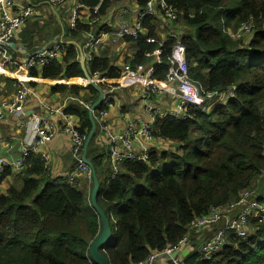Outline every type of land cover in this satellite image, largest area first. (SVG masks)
I'll use <instances>...</instances> for the list:
<instances>
[{
  "label": "trees",
  "instance_id": "16d2710c",
  "mask_svg": "<svg viewBox=\"0 0 264 264\" xmlns=\"http://www.w3.org/2000/svg\"><path fill=\"white\" fill-rule=\"evenodd\" d=\"M124 1L78 2L89 10L96 31L104 27L99 19L111 6ZM165 2L177 16L175 23L189 31L161 42L155 17L143 16L140 36L124 38L135 46L125 65H147L159 48L161 63L151 76L163 79L179 41L191 80L208 91L233 89V96L208 110L188 106L183 119L156 116L152 135L173 147L154 148L146 163L125 161L112 178L105 162L106 149L92 137L87 156L103 184L97 202L112 230L109 242L100 249L109 264L142 262L151 253L176 245L192 221L211 207L228 206L246 190H264V183L258 190L264 178V0ZM136 3L142 11L147 0ZM90 25L77 20L72 29L66 24L63 30L68 40L62 41L60 58L40 72L36 68L29 73L44 79L81 77L79 86H54V91L78 97L83 93L79 98L93 104L99 92L83 77L76 47L82 46L81 37L91 30ZM243 25H250V31H240ZM149 37L155 42H148ZM86 71L91 78L95 73L113 81L121 76L104 55L94 56ZM103 79L97 82L102 90L109 86ZM2 80L8 91L11 85L18 86L11 77ZM103 109L102 104L94 112L96 125L97 113ZM64 112L77 117L79 133L87 136L91 122L86 106L74 101ZM11 173L5 168L0 182ZM15 176V183L0 193V264H95L89 246L101 225L82 182L54 175L33 152L25 157L21 174ZM91 187L92 182L90 191ZM249 227L245 238L226 232L225 243L212 258L200 259L192 251L182 263L264 264V217L250 219Z\"/></svg>",
  "mask_w": 264,
  "mask_h": 264
},
{
  "label": "built area",
  "instance_id": "2783aa9c",
  "mask_svg": "<svg viewBox=\"0 0 264 264\" xmlns=\"http://www.w3.org/2000/svg\"><path fill=\"white\" fill-rule=\"evenodd\" d=\"M65 1L66 0H26V4H20L17 3L16 0H0V62H3L5 66L10 67V69L15 72L20 68L24 72V74L18 78V86L15 93L9 98L3 97L0 99V121L4 120L8 115L26 114L25 104L30 93L28 81L31 78L29 72L32 69H40L44 65L59 59L61 51L63 50V42L57 41L50 45L43 46L35 52L29 53L27 58L20 62L9 54V48L15 34L23 28L27 20L39 15L37 5L40 3H46V6L53 10V8L62 5ZM81 9L82 5L80 4L72 9L68 21V26L70 28H75ZM158 12H162L167 19L173 22L177 19L175 12L167 6L165 0H147L144 9L138 12L135 21L130 25H125L120 28L116 34L112 35V42H116L118 39L125 37L138 38L143 32L140 21L143 16L152 15L155 17ZM91 23H94V21L91 20ZM250 28V25H243L240 31L247 33L250 31ZM104 35L105 34H103V36ZM147 41L154 43L155 39L149 37ZM100 45L101 39L99 37L93 34H87L81 46L86 64L96 56L95 53ZM159 45L161 46V43ZM160 56L161 49L156 48L153 52V64L149 69L146 65H138L135 68L124 65L121 69V75L130 76H137L147 71L150 72L147 76L145 85L147 94H160L166 91L168 87H173L178 97V102L172 109L160 110L152 106H146V111L152 114L153 121L156 116H173L183 119L185 118V112L188 106L208 110L226 98L233 96V89L229 90L227 93L208 91L191 80L188 75L184 47L180 42L176 43L173 54L169 58V67L165 78L160 80L152 78L151 74L154 67L161 63ZM1 75L2 72H0V76ZM93 78L91 79L96 84L98 79H103L101 74L98 73H95ZM103 81L109 83V86L103 90L104 95L100 105L103 104L105 109L97 113V122L107 117L108 109L112 104L120 84L109 79H103ZM71 100L83 104L87 109L92 105L90 102H85L75 97L68 98V101ZM66 106L50 110L46 107L48 111L57 112L62 116V124L60 127L56 126L53 121L43 117L39 113L31 114L34 125L33 135L26 141V145L22 149V155L16 161L10 163L4 158H0V178L7 167L11 169L12 174H21L25 157L31 152L38 154L43 160L45 167L52 171L50 155L47 151L43 150L42 147L57 133H62L68 136L71 141V152L74 159V168L72 172L64 178L70 182L79 181L81 178H88L91 180V171L81 158L83 145L87 136L79 133L77 117L64 112ZM100 129L104 132L101 145L106 149L105 162L108 164L109 177H114L125 161L132 160L144 163L149 161L150 152L154 149L153 141L155 139L151 132L152 123H147L141 127H134L130 124L123 134L109 131L108 127L103 123L100 124ZM251 195L254 196V199L251 198ZM262 198H264V190L260 195H256L255 190H246L241 194L238 200L230 203L228 206L211 207L205 215L195 218L189 229L201 230L211 228L222 219L224 220V223L215 232L214 236L200 246L198 250L199 258H212L225 243L224 235L226 232H231L238 238H245L250 231V219L264 217V202L261 201ZM235 210H237L235 216H231L230 213ZM187 243L188 235L186 233L176 245L166 247L161 252H153L144 261L137 264H154L158 255L170 254L174 250H177L179 253L180 248L182 249ZM176 258L172 259L174 264H183L182 260Z\"/></svg>",
  "mask_w": 264,
  "mask_h": 264
},
{
  "label": "crops",
  "instance_id": "0c3cea01",
  "mask_svg": "<svg viewBox=\"0 0 264 264\" xmlns=\"http://www.w3.org/2000/svg\"><path fill=\"white\" fill-rule=\"evenodd\" d=\"M78 1L66 0L60 5L61 8L59 10L57 7L53 8L52 13L46 17L45 22L42 12L47 4L40 3L37 5L39 15L27 20L23 28L15 34L9 48V54L22 62L27 58L29 53L35 52L43 46L57 41H67L68 39L64 34L63 27L66 24L68 25L70 13L79 4ZM16 2L26 4V0H16ZM138 12L139 6L136 0H125L122 3H114L106 17L99 19L104 27L95 31L94 27L96 25L91 23V19H89V10L82 8L80 11L79 22L92 24L90 25L92 26L91 30L86 32L85 37L87 34H93L101 39V45L97 48L95 55L109 57L111 65L119 68L120 71L132 58L135 46L132 42H126L124 38L118 39L116 42H112L111 38L120 28L132 24ZM43 23L44 25L42 26L41 24ZM155 30L161 42L167 38L181 37L189 31L181 23H175L167 19L162 12H158L155 16ZM26 33L28 34L27 36H25ZM103 34L105 35L103 36ZM85 37H81V44ZM153 60L152 57L150 63L146 65L148 69L153 64ZM0 72H2L0 76V99L3 97L9 98L15 93L17 85H11L8 91L2 78L11 77L18 82V78L24 72L21 68L15 72L10 67L5 66L3 62H0ZM38 72H40V69ZM149 73L147 71L137 76L121 75L119 78L114 79V81L120 84L108 109L107 117L97 122L96 142L98 144L101 145L104 134L100 129L101 123L105 124L109 131L123 134L130 124L134 127H141L147 123H153L152 114L146 111V106H152L160 110H169L177 104L178 97L171 86L160 94L146 93L145 85ZM30 78L28 81L30 93L25 104L26 114L8 115L4 120L0 121V158H4L10 163L16 161L22 155V149L26 145V141L33 135L34 125L31 114L39 113L60 127L62 116L57 112L48 111L47 108L50 110L74 104V101H68V98L75 97L80 99L83 94L81 93L79 98L78 96L70 95V93L54 91V86H79L82 83L81 77L44 79L40 76H30ZM153 146L155 150L160 151L163 147H173V144L155 138ZM42 149L50 155V165L54 175L63 177L70 175L74 168V159L71 152L72 144L68 136L57 133ZM83 179L81 178L79 181L83 182ZM16 180L17 177L14 174L6 175L0 182V193L5 192ZM230 214L231 216H235V211ZM220 227L221 225L201 230L189 229L187 231L188 243L182 249L180 248L177 258L182 260L190 252H198L200 246L212 238ZM170 261L160 258L156 259L154 263L168 264Z\"/></svg>",
  "mask_w": 264,
  "mask_h": 264
},
{
  "label": "water",
  "instance_id": "95a60500",
  "mask_svg": "<svg viewBox=\"0 0 264 264\" xmlns=\"http://www.w3.org/2000/svg\"><path fill=\"white\" fill-rule=\"evenodd\" d=\"M76 47H77L78 52H79V63H80V66H81V69L83 72V77L87 80V82L91 86L95 87L99 92V96H98L97 100L88 109V117H89V120L91 122V128H90L89 133L87 134V138L84 142L82 153H81V158H82L83 162L89 167V169L91 171L92 187H91L90 196H89L90 205L93 208V210L96 212V214L98 215L99 220H100V225H101L100 232H99L98 236L95 237L90 242L89 256H90V259L92 260V262L95 264H109L106 257L104 255H102L100 249L107 242H109V240L111 238L112 230H111L110 223H109V220H108L105 212L103 211V209L100 207V205L97 202V196H98L100 184H99V180L96 176V172H95L94 166L92 164V161L87 156L88 144L91 142V139L94 136V134L96 133V129H97V125L95 122L93 112L102 103L104 92L101 88H99L97 86V84L94 81H92L91 77L89 76L88 72L86 71V63L84 61L82 47L80 45H76ZM177 254H178V251L174 250L170 254L158 255L156 257V259L165 258L167 260H171L170 263H168V264H174L172 259L176 258Z\"/></svg>",
  "mask_w": 264,
  "mask_h": 264
},
{
  "label": "rangeland",
  "instance_id": "374dc122",
  "mask_svg": "<svg viewBox=\"0 0 264 264\" xmlns=\"http://www.w3.org/2000/svg\"><path fill=\"white\" fill-rule=\"evenodd\" d=\"M57 8H58V10H59V9L61 8V6H60V7H57ZM127 8H128V6H127ZM51 13H52V10H51L49 7L45 6L44 11L42 12V14H43V16H44V22H45L46 17H48ZM105 17H106V16H105ZM105 17H103V18H105ZM103 18H102V19H103ZM41 25L43 26L44 23L41 24ZM96 139H97V133L94 134V137H93L92 140H95V141H96ZM91 142H92V141H91ZM91 142H90V143H91ZM90 143L88 144V147H89V148L91 147V144H90ZM263 183H264V178H262L258 190L262 187ZM90 184H91V180H89L88 178H84V179H83L82 186L84 185V186H83V189H84V191H85L86 193L90 192ZM100 185L103 187V184H100ZM262 191H263V190H262ZM255 192H256V190H255ZM261 193H262V192H261ZM261 193L256 192V195H260ZM251 198L254 199V196L251 195ZM236 212H237V210H235V213H236ZM223 223H224V220L222 219L219 223L213 225L212 227H216V226L222 225ZM176 259H177V258H176ZM154 264H155V263H154Z\"/></svg>",
  "mask_w": 264,
  "mask_h": 264
}]
</instances>
